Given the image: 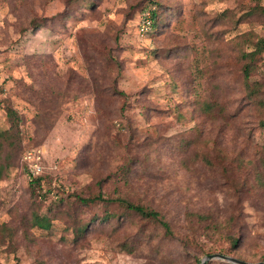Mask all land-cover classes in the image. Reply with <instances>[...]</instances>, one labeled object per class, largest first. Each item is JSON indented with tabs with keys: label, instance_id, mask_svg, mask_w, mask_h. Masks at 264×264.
Returning <instances> with one entry per match:
<instances>
[{
	"label": "rangeland",
	"instance_id": "rangeland-1",
	"mask_svg": "<svg viewBox=\"0 0 264 264\" xmlns=\"http://www.w3.org/2000/svg\"><path fill=\"white\" fill-rule=\"evenodd\" d=\"M150 4L162 23L147 35ZM256 4L0 0V133L7 108L20 117L4 148L0 264L264 262V50L247 83L257 93L239 59L264 40ZM28 165L44 175L35 196ZM99 192L160 212L173 235L123 205L75 200ZM34 210L47 230L32 227ZM106 211L116 216L98 223Z\"/></svg>",
	"mask_w": 264,
	"mask_h": 264
},
{
	"label": "trees",
	"instance_id": "trees-1",
	"mask_svg": "<svg viewBox=\"0 0 264 264\" xmlns=\"http://www.w3.org/2000/svg\"><path fill=\"white\" fill-rule=\"evenodd\" d=\"M146 8H143L144 11L145 9H147L149 11L150 14V31L146 32L147 35H152L154 32L157 33V30L159 28V25L162 23L161 19H160V15H161V11L159 8H155L157 7L156 4H150L149 6H145ZM260 15L264 16V7L261 6L260 4H256L255 8H254ZM68 10V5H65V11ZM44 23V20H32L31 21V27L35 30H37L39 28L40 25H42ZM244 44H247L245 47L246 49L241 50L240 55H239V59L240 61L243 63L242 64V68H241V74L243 77V81L246 85V87L249 88V92L252 93H257L259 92V85L255 84L256 87L255 88H251L249 87L248 80L249 77L251 75V73L254 70V63L257 61L259 55L263 52L264 50V40L263 39H257L256 41L253 40H247V42H244ZM250 49V50H248ZM203 110L206 111L207 108H209V105L204 104L203 105ZM6 116L8 118V121L10 123V128L3 132L0 133V179H2L5 175V169L10 165L9 160H10V154H5L6 156H4V148L5 146H9L12 147V143L15 140V136L18 135L19 131V121H20V117L18 115V113L13 110L12 108H7L6 109ZM202 161L209 166L210 163L209 161L204 157L202 158ZM263 168H264V163H263ZM44 175H39L37 177H35L31 183H29V191L34 195V191L36 190L37 186H41V182L43 181ZM256 186L257 187H264V179H262L260 176L256 177ZM75 200L78 204H81L83 206H87V205H91L97 202H107V204H120L123 205L125 207L126 210L133 212L134 214L156 222L158 224H160V226L163 228V230L165 231V234H167L168 236L173 235V231L169 225L168 222H166L162 216L161 213L150 209V208H146L142 205H138V204H134L129 202L128 200L122 199V198H104V196L99 192L96 195H92L89 197H83V196H78L75 195ZM116 215L114 214H110L107 211L104 212V214L102 216H100L99 218H97L98 223H103L106 221L111 220L112 218H114ZM195 217H197L199 220L202 219V215H195ZM29 222L31 223L32 227H35L37 229H42V230H47L50 227V218L46 217V216H42L38 214L37 210H34L31 212L30 216H29ZM85 229L86 226L85 225H77L73 231L75 239H80L83 234L85 233ZM10 234H8L9 236ZM234 243L237 242L236 239L232 240ZM223 255V254H221ZM226 256V255H224ZM229 257V256H227ZM233 258V257H231ZM236 259V258H235ZM240 261H244L245 260H241L238 259Z\"/></svg>",
	"mask_w": 264,
	"mask_h": 264
},
{
	"label": "built area",
	"instance_id": "built-area-1",
	"mask_svg": "<svg viewBox=\"0 0 264 264\" xmlns=\"http://www.w3.org/2000/svg\"><path fill=\"white\" fill-rule=\"evenodd\" d=\"M150 14L147 12V13H144L142 15V18H141V23H140V29L142 31V33H146L148 31H150ZM31 154H28L24 159L26 160L27 158H30ZM41 173L40 171V167L38 165H33V166H30L28 165V173H27V177H28V180H32V178L36 177L37 175H39Z\"/></svg>",
	"mask_w": 264,
	"mask_h": 264
},
{
	"label": "water",
	"instance_id": "water-1",
	"mask_svg": "<svg viewBox=\"0 0 264 264\" xmlns=\"http://www.w3.org/2000/svg\"><path fill=\"white\" fill-rule=\"evenodd\" d=\"M213 259L222 260V261L228 262L230 264H264V262L248 263V262L240 261V260L235 259V258L224 256V255H221V254L208 255L203 260H201L200 264H204L207 260H213Z\"/></svg>",
	"mask_w": 264,
	"mask_h": 264
}]
</instances>
